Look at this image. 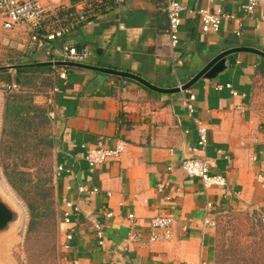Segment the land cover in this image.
I'll use <instances>...</instances> for the list:
<instances>
[{"label": "crops", "instance_id": "obj_1", "mask_svg": "<svg viewBox=\"0 0 264 264\" xmlns=\"http://www.w3.org/2000/svg\"><path fill=\"white\" fill-rule=\"evenodd\" d=\"M172 1L187 8L176 49L164 11ZM202 8H220L235 19L224 22L219 33L205 34L199 16L192 13ZM263 17L264 0L253 16L232 1L126 0L54 42V58L65 62L63 48L70 46L90 53L86 61L73 63L135 74L158 88L176 89L224 52L248 48L264 53ZM0 44L27 63L53 62L48 48L31 44L26 29L6 30L0 23ZM175 59L182 62L176 72ZM52 68L54 86L46 103L60 125L58 165L72 172L62 175L58 186L63 245L72 236L65 264H215L218 218L239 208L264 206V187L258 183L264 176V58L232 54L217 78H202L177 94L158 93L101 72ZM63 70L68 71L66 79L60 77ZM189 93L196 97L192 116L184 103ZM195 119L209 129L205 150L199 148ZM118 141L128 144L119 160L89 166L85 145L103 142L112 148ZM188 158H207L212 174L225 176L228 186L206 191L200 179L182 169ZM80 187L98 192L80 194ZM66 202L74 208L68 209ZM66 211L71 213L69 222ZM163 212L176 216L175 237L151 243L150 222ZM131 214L140 242L129 241ZM206 220L215 226H206Z\"/></svg>", "mask_w": 264, "mask_h": 264}, {"label": "rangeland", "instance_id": "obj_2", "mask_svg": "<svg viewBox=\"0 0 264 264\" xmlns=\"http://www.w3.org/2000/svg\"><path fill=\"white\" fill-rule=\"evenodd\" d=\"M18 53L0 44V69L6 68L11 84L26 78L31 85L21 86L34 106L48 111L46 116L33 111V125L17 130L18 111L6 116L9 94L7 82H0V193L18 212L14 221L0 232V264H65L56 169L61 149L60 125L46 98L54 86L51 72L19 75L13 68L27 63ZM12 183V184H11ZM39 208V223L30 232L28 205ZM215 264H264V206L244 207L217 220Z\"/></svg>", "mask_w": 264, "mask_h": 264}, {"label": "built area", "instance_id": "obj_3", "mask_svg": "<svg viewBox=\"0 0 264 264\" xmlns=\"http://www.w3.org/2000/svg\"><path fill=\"white\" fill-rule=\"evenodd\" d=\"M67 4L56 3L52 0H0V23L6 30H14L17 28L26 29L30 42L34 47L48 48L47 56L52 58L53 62L57 60L54 58L53 43L57 40L64 39L73 32L82 27L91 24L95 18L100 15L110 13L115 6L124 3L126 0H67ZM214 3L217 0H209ZM222 2L232 1L241 4V7L249 16H253L256 10L261 5V0H219ZM187 8L178 1L170 2L166 8L165 13L169 20V35L173 49L180 45V26L182 25V13ZM200 18L201 29L205 34L220 32L222 24L226 21L235 19L231 13L224 12L220 8H202L193 11ZM264 21V17L262 18ZM90 56L88 51H80L76 48L65 46L61 57L65 62H83ZM182 65L181 60L174 61V72L176 68ZM60 77L67 78V71L63 70ZM183 86H180L182 88ZM5 91L12 94H27L26 90L17 84L5 86ZM57 92V89H54ZM237 96V93H233ZM196 97L189 93L185 98V106L192 116L195 112L194 102ZM199 134V148L205 150L209 146V129L207 125L200 119H195ZM128 144L124 141H118L112 148L106 147L103 142H99L94 146H84L86 150L85 160L89 166L94 169L111 161L119 160L124 152L127 150ZM193 149L194 152L200 151ZM182 169L190 178L200 179L203 182L205 190L214 188H226L228 180L222 175H213L212 166L207 158H188L184 160ZM57 177L62 175L72 174L71 170L64 165H58L56 169ZM258 183L264 187V176H259ZM164 187H159V192H163ZM97 189L89 190L86 187H80V194H95ZM68 209L74 208L73 202H66ZM71 213L66 211L64 214L65 222L70 221ZM109 214L108 217H112ZM129 241L140 242V235L137 230V222L135 215L129 216ZM176 224V216L172 212H163L157 217L153 218L149 225V241L151 243L170 242L174 239V227ZM206 226H215L214 223L206 220ZM97 236L100 240V246L105 248L104 233L100 225L96 226ZM185 232L188 228L184 229ZM72 236H67V242L64 244L63 251L70 249V241ZM199 264H210L207 261H201Z\"/></svg>", "mask_w": 264, "mask_h": 264}, {"label": "water", "instance_id": "obj_4", "mask_svg": "<svg viewBox=\"0 0 264 264\" xmlns=\"http://www.w3.org/2000/svg\"><path fill=\"white\" fill-rule=\"evenodd\" d=\"M241 52H249V53L258 54L262 58H264V53L259 52L254 49L240 48V49H235V50H229L227 52L220 54L214 60H212L190 83L183 86L182 88H176V89L158 88L157 86L152 85L150 82L142 79L141 77L135 74L116 71V70L107 69V68H99L96 66H91L87 64H81V63L48 62V63L37 64L36 66L79 68V69L91 70V71L101 72V73L108 74L111 76H117L120 78L139 82L140 84L158 93L177 94V93L188 91L196 82H198L202 78H205L208 80L217 78L218 75H220L223 71L226 70L227 58L232 54L241 53ZM12 221H14L15 224L19 222L18 212L15 210L14 206L10 204L8 200H6V197L0 193V232L5 230L7 226L12 223Z\"/></svg>", "mask_w": 264, "mask_h": 264}, {"label": "trees", "instance_id": "obj_5", "mask_svg": "<svg viewBox=\"0 0 264 264\" xmlns=\"http://www.w3.org/2000/svg\"><path fill=\"white\" fill-rule=\"evenodd\" d=\"M37 64L38 63H32V64L22 63L17 66H14V69L19 75L30 74L35 72H51V71L53 72L52 67H48V66L39 67L36 66ZM7 73L8 70L6 68L0 69V82L4 81L7 82L9 85H13L11 84V78L9 76L6 77V75H8ZM18 82L19 84L17 83V85H19L20 87L28 86L31 85L32 83L30 79H27V77L19 80ZM12 109H16V111H18L17 117L19 118V122H18L17 130L19 131H25L31 129L33 125V116H32L33 111L40 112L42 115L46 116L47 121L49 119L48 111L45 109L38 108V106H34L32 98L30 96H27L26 94H17L11 97L9 96L8 101L6 103V116H8V114L11 112ZM28 207L32 216L31 224H30V232H32L34 230L32 229V227L37 223H39V218L41 216V213L39 212V208L33 206L32 204H29Z\"/></svg>", "mask_w": 264, "mask_h": 264}]
</instances>
